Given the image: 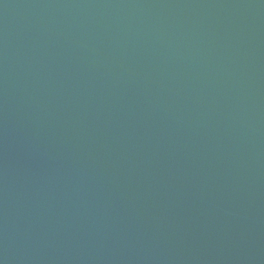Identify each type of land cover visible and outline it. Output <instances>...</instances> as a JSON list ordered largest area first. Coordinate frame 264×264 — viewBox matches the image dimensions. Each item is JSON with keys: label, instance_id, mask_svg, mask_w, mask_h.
<instances>
[{"label": "water", "instance_id": "obj_1", "mask_svg": "<svg viewBox=\"0 0 264 264\" xmlns=\"http://www.w3.org/2000/svg\"><path fill=\"white\" fill-rule=\"evenodd\" d=\"M0 264H264V0H0Z\"/></svg>", "mask_w": 264, "mask_h": 264}]
</instances>
